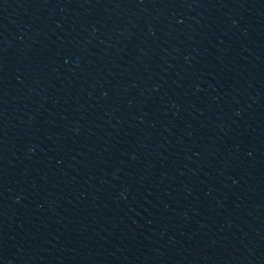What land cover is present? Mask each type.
<instances>
[{"label": "water", "instance_id": "95a60500", "mask_svg": "<svg viewBox=\"0 0 264 264\" xmlns=\"http://www.w3.org/2000/svg\"><path fill=\"white\" fill-rule=\"evenodd\" d=\"M0 264H264V0H0Z\"/></svg>", "mask_w": 264, "mask_h": 264}]
</instances>
